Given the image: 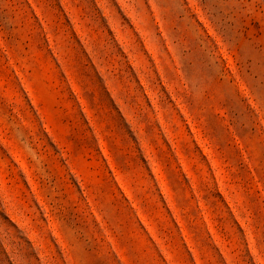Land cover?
Here are the masks:
<instances>
[{
  "label": "rangeland",
  "instance_id": "374dc122",
  "mask_svg": "<svg viewBox=\"0 0 264 264\" xmlns=\"http://www.w3.org/2000/svg\"><path fill=\"white\" fill-rule=\"evenodd\" d=\"M0 264H264V0H0Z\"/></svg>",
  "mask_w": 264,
  "mask_h": 264
}]
</instances>
